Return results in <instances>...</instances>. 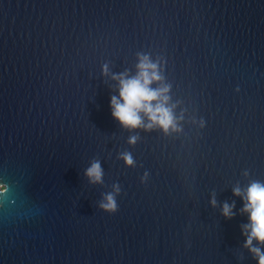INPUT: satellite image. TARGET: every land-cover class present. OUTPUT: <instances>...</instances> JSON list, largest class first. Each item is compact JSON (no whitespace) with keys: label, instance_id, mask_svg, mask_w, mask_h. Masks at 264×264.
Instances as JSON below:
<instances>
[{"label":"water","instance_id":"obj_1","mask_svg":"<svg viewBox=\"0 0 264 264\" xmlns=\"http://www.w3.org/2000/svg\"><path fill=\"white\" fill-rule=\"evenodd\" d=\"M143 55L176 129L111 114ZM253 181L264 0H0V264H258L233 194Z\"/></svg>","mask_w":264,"mask_h":264},{"label":"clouds","instance_id":"obj_2","mask_svg":"<svg viewBox=\"0 0 264 264\" xmlns=\"http://www.w3.org/2000/svg\"><path fill=\"white\" fill-rule=\"evenodd\" d=\"M137 71L134 75L127 72L114 74L113 79L118 81V95L110 97L112 116L124 127L136 128L143 126L151 128L159 126L165 132L171 127L176 129L177 117H174L173 107L168 103L167 95L169 85L159 84L151 87L153 83L161 82L163 77L156 62L149 59L147 55L140 57L136 65ZM107 69L105 68V72ZM148 123H144V116ZM134 140V138H132ZM125 162L131 164L130 156H125ZM86 175L93 177L96 181L102 176V169L99 162H94L87 170ZM6 191V185L0 184V193ZM233 194L241 196L243 200L242 211L248 214V223L243 225L246 239L245 247L256 256L258 264H264V253L260 247L253 246L255 239L258 244H264V183L259 181L251 182L247 188H233ZM107 203L100 207L108 212L116 211V202L112 195L107 196ZM214 203V201H213ZM233 205L224 203L222 212L226 217L233 215Z\"/></svg>","mask_w":264,"mask_h":264}]
</instances>
